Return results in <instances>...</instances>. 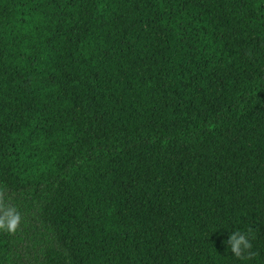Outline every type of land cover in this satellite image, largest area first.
I'll list each match as a JSON object with an SVG mask.
<instances>
[{"label":"trees","instance_id":"1","mask_svg":"<svg viewBox=\"0 0 264 264\" xmlns=\"http://www.w3.org/2000/svg\"><path fill=\"white\" fill-rule=\"evenodd\" d=\"M0 205V264H264V0H0Z\"/></svg>","mask_w":264,"mask_h":264},{"label":"clouds","instance_id":"2","mask_svg":"<svg viewBox=\"0 0 264 264\" xmlns=\"http://www.w3.org/2000/svg\"><path fill=\"white\" fill-rule=\"evenodd\" d=\"M3 207V205H0V209H3ZM20 222L21 216L19 213L14 208H7L4 210L3 215L0 216V231L15 233ZM230 241L231 243L227 241V244L231 246V252L240 260H246L255 255V253L250 251L253 245L248 234L235 231L231 233Z\"/></svg>","mask_w":264,"mask_h":264}]
</instances>
